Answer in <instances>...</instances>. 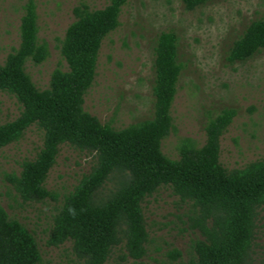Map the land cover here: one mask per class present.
<instances>
[{
	"label": "trees",
	"instance_id": "1",
	"mask_svg": "<svg viewBox=\"0 0 264 264\" xmlns=\"http://www.w3.org/2000/svg\"><path fill=\"white\" fill-rule=\"evenodd\" d=\"M193 10L211 0H180ZM127 0H108L101 9L72 10L74 21L59 44L65 70L54 69L47 88L39 90L25 72V64L38 65L47 57L36 43L32 1L23 6L17 48L0 65V92L14 98L18 115L0 124V149L19 141L30 126L41 131V145L18 173L7 181L21 202L56 201L44 188L58 148L68 145L92 159L51 216L47 247L70 243L82 264H104L112 248L122 244L133 261L145 254L148 234L141 203L159 188H168L186 205L187 228L200 239L189 244L193 260L184 263L176 249L165 253L162 264H249L257 211L264 208V161L226 169L218 161L219 138L235 115L223 109L204 126V143L187 141L171 160L160 142L171 129L169 110L176 93L181 66L176 60L177 38L161 32L153 47L151 118L115 129L82 110L90 87L101 41L118 26ZM264 48V17L251 21L232 42L225 60L242 62ZM40 255L30 232L0 207V264H38Z\"/></svg>",
	"mask_w": 264,
	"mask_h": 264
},
{
	"label": "rangeland",
	"instance_id": "2",
	"mask_svg": "<svg viewBox=\"0 0 264 264\" xmlns=\"http://www.w3.org/2000/svg\"><path fill=\"white\" fill-rule=\"evenodd\" d=\"M27 1L34 5L36 43L45 46L47 57L38 65L26 63L25 72L42 90L54 69H66L59 44L75 19L72 10L101 9L108 0H0V65L17 48ZM263 17L264 0H211L189 11L180 0H127L120 9L118 26L101 41L82 110L115 129L151 118L155 38L171 31L177 38L176 60L181 71L169 110L172 127L160 142L161 153L175 160L180 143L200 147L207 121L223 109H233L235 115L219 138V163L234 169L264 161V48L242 62L225 60L244 28ZM18 111L14 98L0 92V124L13 120ZM41 136V131L30 126L19 141L0 149V207L32 234L40 255L38 264H82L70 243L47 247L45 239L54 210L88 172L90 156L68 145L58 148L44 181L56 201L21 202L7 181L9 175L18 173L23 160L35 155ZM187 208L165 187L144 198L141 209L148 234L144 256L133 261L119 244L104 264H162L171 249L180 252L182 262L193 260L189 244L200 236L187 228ZM249 264H264V208L257 211Z\"/></svg>",
	"mask_w": 264,
	"mask_h": 264
}]
</instances>
